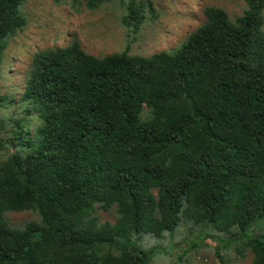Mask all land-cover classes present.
Wrapping results in <instances>:
<instances>
[{
    "label": "trees",
    "instance_id": "16d2710c",
    "mask_svg": "<svg viewBox=\"0 0 264 264\" xmlns=\"http://www.w3.org/2000/svg\"><path fill=\"white\" fill-rule=\"evenodd\" d=\"M25 2L0 0V79ZM69 2L119 10L127 45L93 55L71 32L28 55L18 95L0 94V264H150L130 240L162 245L183 224L221 262L233 246L264 264V234L245 235L264 218V0L233 18L205 5L149 55L130 43L156 20L152 0Z\"/></svg>",
    "mask_w": 264,
    "mask_h": 264
},
{
    "label": "rangeland",
    "instance_id": "374dc122",
    "mask_svg": "<svg viewBox=\"0 0 264 264\" xmlns=\"http://www.w3.org/2000/svg\"><path fill=\"white\" fill-rule=\"evenodd\" d=\"M69 1L26 0L22 7L26 27L10 39L2 59L1 95L19 94L24 85L21 74L29 54L38 49L64 45L71 32L78 35L82 48L93 55L119 52L127 45V32L119 22V10L106 6L91 12L82 6L79 13L71 9ZM152 1L158 16L142 27L139 37H134L130 43L132 53L149 55L177 46L203 22L205 5L220 6L232 18L240 15L244 7L242 0ZM33 218L29 213L8 214V220L13 225ZM186 226L181 225L175 234L172 233L173 237L167 236L162 245L161 241L157 242L146 234L132 238L129 244L146 251L150 264H253L248 250L237 252L233 246L220 251L221 262L216 256L214 244L207 243L206 233L186 235ZM252 226L245 231V235L264 234V218L258 219Z\"/></svg>",
    "mask_w": 264,
    "mask_h": 264
}]
</instances>
